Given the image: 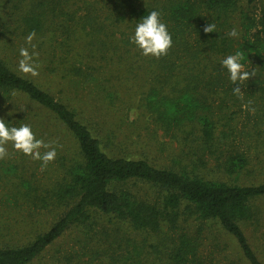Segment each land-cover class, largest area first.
<instances>
[{"label": "trees", "instance_id": "obj_1", "mask_svg": "<svg viewBox=\"0 0 264 264\" xmlns=\"http://www.w3.org/2000/svg\"><path fill=\"white\" fill-rule=\"evenodd\" d=\"M3 1L11 5L0 1L7 42L35 31L38 47L58 59L52 66L49 58L50 74L101 83L109 102L113 69L123 70L136 97L130 109L175 150L170 164L121 152L118 129L92 126L0 57L1 97L22 96L47 116L43 124L33 110L9 114L6 124H29L46 142L64 133L67 144L41 178V161L25 165L27 156L12 146L18 161L3 168L4 178L12 175L9 193L53 218L23 243H0V264H264L243 230L258 228L264 216L255 204L264 197V0ZM153 10L173 39L159 59L130 41ZM210 23L216 31L205 33ZM233 28L237 37L227 35ZM72 42H82L85 57L69 58ZM237 51L256 74L239 85L243 99L220 63ZM255 172L261 180L241 181ZM68 232L75 242L59 250L54 245Z\"/></svg>", "mask_w": 264, "mask_h": 264}, {"label": "rangeland", "instance_id": "obj_2", "mask_svg": "<svg viewBox=\"0 0 264 264\" xmlns=\"http://www.w3.org/2000/svg\"><path fill=\"white\" fill-rule=\"evenodd\" d=\"M0 1L1 5L5 4L7 10L10 9V3H5L3 0ZM4 21L3 13L0 11V31L5 23ZM6 21L7 23H10L11 19L6 18ZM11 38L12 35L10 36L0 33V57H2L12 69L16 70L18 74L33 80L39 87L50 92L56 99L62 100L70 106L78 109L80 116L85 118L92 126L96 127L97 124L100 126L105 124L108 125V127H112L111 129H118L120 137L123 136L122 140H124V147H122L123 145L121 146V152H128L130 154L142 156L157 164H170L171 157L175 150V144L170 142L167 137H164L160 131H152V125L145 116L138 115L139 112L137 108L130 109V102L136 99V97L135 95H131V91L134 88L132 80L126 79V81H124L125 74L123 73V70L116 71L113 69L114 71L111 76H115L112 78L110 83L111 86L107 90L114 94V98L109 102L108 98L105 96L106 91L101 88V83L80 84L74 79L62 77V72L50 74L46 69L49 58L52 61V66L58 59L56 58V54L50 55V51L48 55L45 52L46 49L42 50V47H38V42H40V40L37 38H34L32 43L36 45L35 51L39 53V57L34 58L35 62L39 65V75L32 77L31 75H24L19 72L18 62L21 59L19 55L20 48L27 47L30 52L32 51V48L26 43V36H18L13 42H7L11 40ZM70 49L69 58L71 60L85 57L86 52L81 50L82 42H72ZM47 52H49L48 49ZM60 54L62 57L65 56L64 53ZM56 65L60 69V66H58V64ZM126 75L129 76L127 73ZM31 110L40 117V122L47 124V116L45 115V112L35 109V106L29 101H26L24 97H15L11 103L10 101H6L0 95V118H4L9 114L15 115L16 118L22 114L21 116L23 117ZM35 118L36 117H34V120ZM64 138V133H61L56 136L55 139H52V141H57L60 145L57 147L59 152H61L62 147L65 148L67 145H63V140L66 139ZM6 147L9 155L5 159H0V243H23L36 233L34 231L44 230L50 225L53 218V212H48L47 210L46 212H39L37 209L34 210L30 207L31 198L16 199L14 194L9 193V189H12V187L9 186L11 184L8 185L5 181H10L12 175L9 176L10 178H4L3 176L6 173L3 168L8 169L7 166L15 164V161L18 160L17 155L13 154L11 149L12 144L9 143ZM59 152H57V154ZM22 161H24L25 165L33 167L30 163L33 159L30 156L25 157ZM36 177H43L41 166L37 167ZM262 177V175L260 176L255 172L254 179H250L253 178V176H242L241 181H259ZM138 187L144 188L142 186ZM255 204L258 205L264 215V197L257 200ZM252 228V225H247L246 227H243V230L256 254L259 255L264 263V237H262L264 231V216L262 218V225L256 229ZM75 237V233L68 232L54 246H57L59 250L68 248V246L75 242ZM50 251H53V248H51ZM48 254H44V256L47 258Z\"/></svg>", "mask_w": 264, "mask_h": 264}, {"label": "clouds", "instance_id": "obj_3", "mask_svg": "<svg viewBox=\"0 0 264 264\" xmlns=\"http://www.w3.org/2000/svg\"><path fill=\"white\" fill-rule=\"evenodd\" d=\"M215 28V24L210 23L204 27L203 31L211 33L216 31ZM227 35L237 37L239 33L237 29L233 28ZM35 36V31L27 35L26 43L31 46L32 51L30 52L27 47H21L19 50L21 59L18 62V71L32 77L39 75V65L34 60V58L39 57V53L35 51L36 45L32 43ZM130 41L137 46L142 55L153 56L157 59L167 55L173 44L172 35L168 31L167 25L161 20V14L157 10H153L146 17L141 18L135 27L134 35L130 37ZM243 58V53L237 51L234 54H229L220 62L221 67L229 73L231 83L236 85L233 87V94L240 99H243V91L239 85L245 84L252 76L256 75L254 71L245 70L241 63ZM251 104L252 102L248 101L245 108L254 113L255 108L250 107ZM9 143L16 151L30 156L33 160L41 161V170L46 169L49 163L54 162L57 156L56 148L60 146L57 141L46 142L44 139H38L29 124L10 127L6 124L5 119L0 118V159L8 157L6 145Z\"/></svg>", "mask_w": 264, "mask_h": 264}]
</instances>
